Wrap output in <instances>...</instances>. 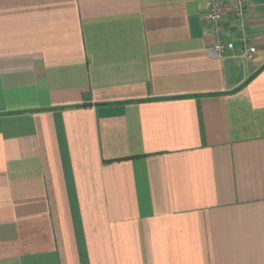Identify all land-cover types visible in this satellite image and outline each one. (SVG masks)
<instances>
[{
  "label": "crops",
  "instance_id": "0c3cea01",
  "mask_svg": "<svg viewBox=\"0 0 264 264\" xmlns=\"http://www.w3.org/2000/svg\"><path fill=\"white\" fill-rule=\"evenodd\" d=\"M214 52L208 0H0V264H264V0Z\"/></svg>",
  "mask_w": 264,
  "mask_h": 264
},
{
  "label": "built area",
  "instance_id": "2783aa9c",
  "mask_svg": "<svg viewBox=\"0 0 264 264\" xmlns=\"http://www.w3.org/2000/svg\"><path fill=\"white\" fill-rule=\"evenodd\" d=\"M248 3V0H208L206 16L213 26L215 40L213 47L215 53H221L235 47L233 40L225 39L224 21L229 13H232L238 28L244 34V51L248 55H253L256 52V47L247 38L245 32L244 18L249 5Z\"/></svg>",
  "mask_w": 264,
  "mask_h": 264
}]
</instances>
